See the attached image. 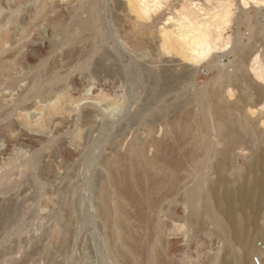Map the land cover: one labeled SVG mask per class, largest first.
Instances as JSON below:
<instances>
[{
    "label": "rangeland",
    "instance_id": "obj_1",
    "mask_svg": "<svg viewBox=\"0 0 264 264\" xmlns=\"http://www.w3.org/2000/svg\"><path fill=\"white\" fill-rule=\"evenodd\" d=\"M131 1L136 6L131 5ZM224 1L231 3L232 13L222 19L213 15L221 13L222 7L218 6L221 0H134V3L133 0H0V67H6L10 74L11 71L14 72V79L7 73L12 82L6 79V75L1 81L3 85L0 83V173L13 168L15 164L18 165L16 171L13 170L12 177L9 176L10 180L8 179L10 183H13L14 179L17 182L13 184V189L8 183L11 188L5 194L10 196L14 191L15 198L22 197L21 200L18 199L20 204L13 207L14 210L9 207L11 211L5 215H8L7 218H0V225H3L0 227V264H14L15 261L18 264L124 263L116 260L117 257L112 252L113 246H110L112 242L108 238L102 217L100 218V183L107 177L109 158L125 153L135 138L144 143L145 151L150 155L147 152L146 154L152 156L157 151V148H154V140H162L163 137L173 141L172 146L168 145L171 140L167 142V148L170 146L173 149L169 147L167 155L174 159L179 157V172H183L185 168L188 171L181 174L185 178L180 177L183 179L180 181L192 180L190 185H201L202 190L199 192L205 196L200 197L199 205L202 207H199L204 211L200 215L203 218L200 220L199 217L198 222L191 219L190 203L185 198H180L181 193L178 194L180 200L171 196L163 202L162 211L157 216L160 227L162 226V242L167 241V244L171 240L175 245L173 255L166 256L163 249L161 250L166 256L164 264H169L172 260L177 262L176 264H254L256 259L264 264V0ZM146 11L148 13H145ZM67 12L69 15H66ZM47 14L51 17L48 18ZM56 14L59 16H55ZM60 15H66V19L65 16L61 18H64L62 22L65 23L63 25L66 29L64 27L65 31L63 29L58 32L51 25V21L54 20L53 16L57 19ZM182 15L205 29L207 44L191 49L190 45L178 39L180 37H177L178 32L175 31H178L179 26L174 24ZM78 17V20L91 19L96 27L86 31L87 35L83 34L86 38L78 43L79 45L70 44L71 32L77 29L75 22ZM73 18L74 20H71ZM166 33H170L168 41L173 40L177 52L173 49V52H167L163 47L162 40ZM144 36H149L150 38L145 39L151 41L145 40ZM135 37L136 42L144 39L142 47L134 46ZM87 44H90L91 48ZM74 45L77 46L75 52L78 51V54L68 51V48H73L70 51H74ZM209 48L210 52L205 57L200 55L197 61H189L178 53L181 50L180 52L185 54L198 55ZM70 56L77 57L67 58ZM11 61L13 63H10ZM100 62L104 64L97 65ZM7 64L14 66L8 68ZM152 66L158 68L153 70ZM13 67L15 68L12 69ZM33 72L37 74V78ZM152 72L153 75L150 74ZM165 72H168L167 75ZM41 75H46V79ZM159 76H162L161 80ZM163 76L167 78L164 79ZM24 87L28 89L23 91V94L21 91ZM16 96L20 98L17 99ZM26 108L28 109L25 110ZM32 108L35 112L28 116L26 112L33 111ZM186 108H190L193 113H189L190 109L187 111ZM55 110H60L58 112L61 115L55 113ZM182 113L185 117L190 115L189 118L184 119ZM197 116L209 125L210 131L207 130L205 135L207 143L211 140L207 145L209 149L200 144H194V148L189 144L195 143L196 137L191 135L190 141V135H182L183 138L187 137L183 139L181 133H177L178 130L174 128L177 118L179 121H189L197 120ZM232 120L237 125L232 123ZM26 121H29L28 125ZM222 121L231 122V126H219ZM243 126L247 128V134L245 129L242 132ZM22 131H26V135H22ZM41 135L45 141L38 140ZM187 139L189 142H184ZM150 142L153 144H148ZM201 147L206 153L203 149L200 150ZM119 150L122 153H118ZM192 153L198 156L204 153L199 159L205 160L203 165H206L203 167L207 169L199 167L200 173L197 170V175L192 173L194 168L198 167L192 162L195 160L193 156H196ZM35 157L39 158L37 166H20L26 161L25 158L33 160ZM193 163L196 166H193ZM20 170L22 173L30 172L29 175L24 172L28 178L22 175ZM178 174L180 176V173ZM192 176L197 179H192ZM19 187H23L22 191ZM17 194L22 196L17 197ZM41 194L45 197L42 198ZM201 194L199 193L200 196ZM3 196L4 194L0 198ZM25 197L29 198L25 200ZM24 201L35 203H27L30 205L27 206ZM65 202L67 204H64ZM24 204L27 209H23ZM64 211L70 213L65 212L64 215ZM208 214H219L224 224L217 226ZM12 218L15 220L14 224ZM66 219L69 221L68 226L71 225V228L68 227L70 233L65 228L67 226L64 227ZM57 228L59 232H56ZM52 229H55L54 232ZM63 231L70 235L67 239L65 232V235L62 234ZM148 231L145 232L147 235L152 232ZM155 232H152L154 236L149 234L152 237L148 236V240L156 239ZM60 235L67 241H61L63 238H60ZM244 240L247 241L246 249ZM29 250L31 254H28ZM244 251L246 254H242ZM158 253L160 255V252ZM158 253H155L153 263L148 261L145 255L143 258L139 256L142 258V263L139 264H158L160 261L159 264H162L164 256L161 255L160 257H163L159 260ZM21 256L20 262L17 259ZM47 257L51 258L47 261ZM14 258L17 259L14 261Z\"/></svg>",
    "mask_w": 264,
    "mask_h": 264
},
{
    "label": "bare ground",
    "instance_id": "obj_2",
    "mask_svg": "<svg viewBox=\"0 0 264 264\" xmlns=\"http://www.w3.org/2000/svg\"><path fill=\"white\" fill-rule=\"evenodd\" d=\"M28 1H30V0H28ZM130 1V0H129ZM219 0H217V2H218ZM55 3V2H54ZM131 3V5H134V4H132V1L130 2ZM133 3H134V0H133ZM216 3V2H215ZM43 5V4H42ZM51 5V4H50ZM130 5V6H131ZM230 5H231V3H229V1H224V0H221V2L220 3H218V6L219 7H222L221 9V13H218V14H216L215 15V13L213 14L214 16H216V17H220V18H222V17H227L228 15H230V13H232V11H231V7H230ZM55 6V5H54ZM134 6H136V5H134ZM40 7H41V5H40ZM43 7V6H42ZM41 7V8H42ZM75 7V6H74ZM214 7V6H213ZM218 7V8H219ZM72 8V7H71ZM94 8V7H93ZM45 9V8H44ZM43 9V10H44ZM55 9V8H54ZM72 9H74V8H72ZM46 10V9H45ZM50 10V9H49ZM211 10H214V9H211ZM57 11V10H56ZM55 11V12H56ZM82 11V10H81ZM147 11H149V8H148V10ZM145 12V13H148V12ZM216 11V10H215ZM44 12H46V11H44ZM69 12V11H68ZM66 13V15L68 14L69 15V13ZM220 12V11H219ZM47 13V12H46ZM50 13V12H49ZM48 13V14H49ZM74 13V12H73ZM40 14H42V13H40ZM47 14V15H48ZM58 14V13H57ZM55 15V16H59V15ZM60 14V13H59ZM72 14V13H71ZM89 14V13H88ZM52 15V14H51ZM63 15V14H62ZM66 15H64L65 16V19H66ZM77 15V14H76ZM55 16H53V18H54V20H50L51 21V25L54 27V28H56L57 30H58V32L60 31V30H63L64 29V25H65V23L64 22H62V20L64 21V18L63 19H61L62 17H64V16H61L60 15V17H58L57 19L55 18ZM78 16V15H77ZM214 16H213V19H214ZM45 17H47L46 15H45ZM44 17V18H45ZM51 16L50 15H48V18H50ZM68 17V16H67ZM75 17V16H74ZM90 17V16H89ZM185 15H184V18H183V15H182V18L180 17L179 19H177V23H175L174 25H177V27H178V31H175V32H178V34L176 33V35H177V37H180V38H178V39H181V40H183L186 44H188V45H190V47H191V49H194V48H196L197 46H199V45H201V44H207V33H206V31H204L205 29L204 28H201L200 26H198V24L196 25V23H193V21H191V19L190 20H188V19H185ZM47 18V19H48ZM82 18V17H81ZM83 18H85V17H83ZM94 18V17H93ZM46 19V18H45ZM52 19V18H51ZM69 19H70V17H69ZM76 19V18H75ZM79 19V17L77 18V20ZM223 19V18H222ZM71 20H74V18L73 19H71ZM217 21H219V20H217ZM17 22V21H16ZM46 22V21H45ZM65 22H66V20H65ZM67 22H69V21H67ZM75 22V21H74ZM47 23H49L48 21H47ZM63 23H64V25H63ZM221 23V22H220ZM73 24V23H72ZM71 24V25H72ZM126 24V23H125ZM70 25V24H69ZM74 25V24H73ZM75 25L77 26V29H75V31H72L71 33H72V36H70L71 37V43L70 44H78V43H81V42H83V40H85L84 38H86V36H84V35H87L85 32L86 31H88V30H92V27H94L93 26V22H92V20L91 19H81V20H78L77 22H75ZM221 25V24H220ZM38 26V25H37ZM41 26V25H40ZM46 26V25H45ZM75 26V27H76ZM127 26H128V24H127ZM47 27V26H46ZM71 27V26H70ZM69 27V28H70ZM96 27V26H95ZM32 28V27H31ZM30 28V29H31ZM36 28V27H35ZM129 29H130V27H128ZM132 28V27H131ZM37 29V28H36ZM36 29H35V31H36ZM48 29V28H47ZM65 29H66V27H65ZM65 29H64V31H65ZM32 30V29H31ZM56 30V31H57ZM71 30H72V28H71ZM148 31L150 30V29H147ZM33 31V30H32ZM67 31H69V30H67ZM126 31H127V29H126ZM148 31H145V32H148ZM41 32V31H40ZM63 32V31H62ZM128 32V31H127ZM141 32H143L142 30H141ZM150 32V31H149ZM43 33V32H42ZM61 33V32H60ZM85 33V34H84ZM138 33V32H137ZM151 34H153L152 32H150ZM30 34H32V33H30ZM84 34V35H83ZM142 34V33H141ZM141 34H138V35H141ZM138 35H137V37H138ZM147 35H149V34H147ZM170 33L168 34V33H166V34H164V36H163V40H162V42L164 43V45H163V47L165 48V50L168 52V51H170L171 52V50L173 49V50H175V52H177L176 50V46L175 45H173V43H172V41L173 40H169L168 41V39L170 38ZM27 36V35H26ZM25 36V37H26ZM143 36V35H142ZM142 36H140V37H142ZM153 36V35H152ZM6 37H8V36H6ZM145 37L147 38V37H149V36H144V39H145ZM88 38V37H87ZM150 38V37H149ZM66 39V38H65ZM99 39V38H98ZM144 39L143 40H138V42H136V37H135V42L136 43H134V44H136V45H134V46H136V47H142L143 45H144ZM148 39V38H147ZM147 39H145V40H147ZM151 39H153L152 37H151ZM21 40H24V39H21ZM91 40V39H90ZM97 40V39H96ZM150 40V39H149ZM70 41H67V42H70ZM148 41V40H147ZM151 41V40H150ZM150 41H148V42H150ZM170 41H171V43H170ZM2 42V41H1ZM19 42V41H18ZM89 42V41H88ZM147 42V43H148ZM20 43V42H19ZM1 44V43H0ZM69 44V43H68ZM3 46H4V43L2 44ZM67 45V44H66ZM79 45V44H78ZM84 45V44H83ZM85 45H86V43H85ZM147 45V44H146ZM2 46V47H3ZM80 46H82V45H80ZM87 46L89 47L90 46V44H87ZM87 46H85V47H87ZM133 46V45H132ZM207 46V45H206ZM71 47H72V45H71ZM74 47H75V45H74ZM4 48V47H3ZM90 48H91V46H90ZM1 49V48H0ZM40 49V48H39ZM71 49H73V48H70V50ZM83 49V48H82ZM87 49V48H86ZM69 50V48H68V51L69 52H74V53H76L77 52V54H78V51H76L75 52V50H77V46L75 47V49H74V51H70ZM89 50V49H88ZM173 50H172V52H173ZM210 48L207 50V51H204V52H201V53H198V55H193V54H185V53H183V52H180V51H178V53L179 54H181L182 55V57L184 58H186V59H189V61L191 60H198V59H200L199 57H200V55H204V57L210 52ZM67 51V52H68ZM80 51V50H79ZM84 51H85V49H84ZM83 50H82V52H84ZM66 52V53H67ZM24 53V52H23ZM70 53V54H71ZM74 53H72V54H74ZM84 53H86V51L84 52ZM68 55H69V53H68ZM85 54H83V56H84ZM180 55V56H181ZM28 56V55H27ZM78 56H80V55H78ZM82 56V55H81ZM82 56V57H83ZM32 57V56H31ZM72 56H70V57H67V58H71ZM77 57V56H76ZM76 57L75 56H73L72 57V59L73 58H75L76 59ZM84 58V57H83ZM31 59V58H30ZM66 59V58H65ZM79 59V58H78ZM31 60H33V59H31ZM1 61V60H0ZM2 61L4 62L5 60H3L2 59ZM14 61V60H13ZM72 61V60H71ZM76 61V60H75ZM7 62V61H6ZM73 62V61H72ZM10 63H13L12 61L10 62ZM9 63V64H10ZM94 63V62H93ZM41 64H43V63H41ZM96 64V63H95ZM99 64H101V62L100 63H98L97 65H99ZM104 64V63H103ZM103 64H101V65H103ZM4 65V64H3ZM13 65V64H12ZM12 65H9L8 66V64H7V66H8V68L10 67V66H12ZM76 65V64H75ZM14 66V65H13ZM16 66V65H15ZM96 66V65H95ZM3 67V66H2ZM2 67H0V68H2ZM39 67H41V66H38V68ZM15 67H13L12 69H14ZM42 68V67H41ZM85 68V67H84ZM96 68H98V67H96ZM104 68V67H103ZM152 68H153V70H156L155 69V67H153L152 66ZM11 69V68H10ZM100 69V68H99ZM167 69V68H166ZM97 70V69H96ZM102 70H104V69H102ZM151 70V69H150ZM8 71H11V70H8ZM48 71V70H47ZM166 71V70H165ZM171 71H173L172 69H171ZM37 72V71H36ZM39 72V71H38ZM82 72V71H81ZM149 72H151V71H149ZM160 72V71H159ZM162 72H163V70H162ZM175 72V71H174ZM178 72V71H177ZM7 72V70H6V67L5 68H2L1 70H0V83L2 84V80H4L3 79V77L4 76H6V75H8V74H10V73H8ZM11 73L12 74H10L11 75V77L13 78V73L14 72H12L11 71ZM40 73V72H39ZM43 73V72H42ZM41 73V74H42ZM50 73V72H49ZM51 73H55V71L54 72H52L51 71ZM161 73V72H160ZM159 73V74H160ZM164 73V72H163ZM163 73H162V75H163ZM168 73V72H167ZM167 73L165 72V74L167 75ZM33 74H35L34 72H33ZM44 74V73H43ZM42 74V75H43ZM151 75H153L154 73L152 72V73H150ZM158 74V75H159ZM169 74H172V73H170L169 72ZM168 74V75H169ZM175 74V73H174ZM177 74V73H176ZM17 75V74H16ZM36 75V78H37V74H35ZM35 75H33V76H35ZM40 75V74H39ZM41 75V76H42ZM56 75H57V73H56ZM161 75V74H160ZM32 76V75H31ZM40 76V77H41ZM169 76H171V75H169ZM14 77L16 78V76H15V74H14ZM43 77V76H42ZM46 75H45V77H43V78H45L46 79ZM61 77V76H60ZM161 77L162 76H159V78H160V80H161ZM164 77V76H163ZM5 78V77H4ZM33 78V77H32ZM36 78H34V79H36ZM43 78L41 79V82H42V80H43ZM167 77H164V79H166ZM173 78V77H172ZM178 78V77H177ZM177 78H176V80H177ZM180 78H181V76H180ZM6 79H8V80H10L9 79V75H8V78H7V76H6ZM5 79V80H6ZM14 79V78H13ZM33 79V80H34ZM51 79H53V78H51ZM62 79V78H61ZM168 79H169V77H168ZM171 79V78H170ZM179 79V78H178ZM12 80V79H11ZM10 80V81H11ZM32 80V81H33ZM159 80V81H160ZM166 81H168V80H166ZM172 81V80H171ZM174 81H175V79L173 78V85L175 84L174 83ZM12 82V81H11ZM34 82V81H33ZM37 83L38 82H40V81H36ZM64 81H62V83H63ZM178 82V81H177ZM54 83H55V81H54ZM160 83H162V82H160ZM159 83V84H160ZM164 83V82H163ZM170 83V82H169ZM172 83V82H171ZM40 84V83H39ZM45 84V83H44ZM178 84V83H177ZM3 85V84H2ZM37 85V84H36ZM153 85V84H152ZM164 85V84H163ZM165 85H167V84H165ZM172 85V86H173ZM30 86V85H29ZM159 86V85H158ZM161 86V85H160ZM168 86V85H167ZM166 86V88H168ZM171 86V85H170ZM177 86V85H176ZM175 85H174V87H176ZM7 87V86H6ZM50 87V86H49ZM56 87V86H55ZM9 88V87H8ZM52 88V87H51ZM162 88H163V86H162ZM166 88H164V89H166ZM7 89V88H6ZM27 89H28V87H27ZM25 87H24V90H22L21 92L23 93V91H25V90H27ZM30 89V88H29ZM39 89V88H38ZM53 89H54V87H53ZM168 89H170V88H168ZM19 90V89H18ZM42 90H44L43 88H42ZM42 90L40 91V92H42ZM162 90V89H161ZM174 90V89H173ZM7 91V90H6ZM17 91V90H16ZM16 91H15V94L17 95V93H16ZM37 91H39V90H37ZM37 91H35V92H37ZM150 91V90H149ZM164 91V90H163ZM1 92V91H0ZM20 92V91H19ZM26 92V91H25ZM33 92V91H32ZM151 92V91H150ZM161 92V91H160ZM24 94V93H23ZM26 95H27V93H25ZM36 94V93H35ZM34 94V95H35ZM39 94V93H38ZM37 94V95H38ZM162 94H163V92H162ZM14 95V94H13ZM30 95V94H29ZM40 95V94H39ZM154 95H156V94H154ZM11 96V95H10ZM17 96H19V94L17 95ZM16 96V98L17 99H19L20 97H17ZM31 96V95H30ZM150 96V95H149ZM22 97V96H21ZM27 97H28V95H27ZM14 97H12V99H13ZM24 98H25V96H24ZM157 98V97H156ZM17 99H13V100H16L17 101ZM147 99V98H146ZM6 101V100H5ZM10 101V100H9ZM28 101V100H27ZM26 101V102H27ZM38 101V100H37ZM12 102V101H11ZM30 102V101H29ZM32 102V101H31ZM39 102V101H38ZM153 102V101H152ZM151 102V103H152ZM155 102V101H154ZM16 103V102H15ZM40 103V102H39ZM150 103V102H149ZM11 104V103H10ZM37 104V103H36ZM43 104V103H42ZM45 104V103H44ZM179 104V103H178ZM30 105V104H29ZM38 105V104H37ZM48 105V104H47ZM54 105H56V104H54ZM7 106V105H6ZM13 106V105H12ZM26 106V105H25ZM48 106H50V105H48ZM150 106V105H149ZM148 106V107H149ZM4 107V106H3ZM24 107V106H23ZM22 107V108H23ZM55 107V106H54ZM54 107H52V108H54ZM176 107V106H175ZM14 108V107H13ZM20 108V107H19ZM36 108V107H35ZM34 108V109H35ZM43 108V107H42ZM56 108H57V105H56ZM28 108H26L25 110H27ZM57 109H59V108H57ZM184 109V108H183ZM187 109V108H186ZM190 109V108H189ZM189 109H187V111L189 110ZM20 110V109H19ZM32 110H33V108H32ZM38 110H40V109H37V111ZM50 110V109H49ZM85 110V109H84ZM172 110V109H171ZM174 110H175V108H174ZM180 110V109H179ZM21 111V110H20ZM24 111V110H23ZM29 111V110H28ZM36 111V112H37ZM58 111H60V110H58ZM57 110H55V113L57 112V113H59ZM186 111V110H185ZM185 111L183 112V113H185ZM186 111V112H187ZM205 111H207V110H205ZM25 112V111H24ZM23 112V113H24ZM35 111L33 110V111H29V112H26V114L29 116L30 114H33ZM40 112H42L41 110H40ZM52 112H54V109L52 110ZM83 112V111H82ZM176 112H178L177 110H176ZM175 112V113H176ZM192 111H191V109H190V111H189V113H191ZM21 113H22V111H21ZM48 113V112H47ZM85 113V112H84ZM182 113V114H183ZM193 113V112H192ZM206 113V112H205ZM4 114V113H3ZM8 114V113H7ZM60 114V113H59ZM81 114V113H80ZM180 114V113H179ZM182 114H181V117H182ZM186 114H188V112L186 113ZM21 115V114H20ZM25 115V113L24 114H22V116H24ZM27 115H26V118H29V117H27ZM37 115V114H36ZM53 115V114H52ZM61 115V114H60ZM38 117H39V115H37ZM44 116V115H43ZM66 116H68V115H66ZM91 116V115H90ZM175 116V115H174ZM183 116L185 117V115L183 114ZM188 116H190V115H187V117ZM58 117H60V116H58ZM62 117H63V115H62ZM65 117V116H64ZM87 117V116H86ZM92 117V116H91ZM180 117V118H181ZM183 117V118H184ZM187 117H185L184 119H186ZM193 118H194V115L192 116ZM191 117V118H192ZM22 118H24V117H22ZM35 118V117H34ZM44 118V117H43ZM70 118H73V117H70ZM69 118V119H70ZM88 118V117H87ZM85 119V120H87L88 121V119ZM150 118V117H149ZM173 118V117H172ZM177 118V117H176ZM175 117H174V119H176ZM189 118V117H188ZM19 119V118H18ZM54 119V118H53ZM63 119V118H62ZM65 119H66V117H65ZM157 119H158V117H157ZM200 118H198V116H197V120L196 119H191V120H189V121H187V120H180L179 121V118H177V120L175 121V125H174V128H176L177 130H178V132L177 133H181V137L183 138V136H188V135H190L189 137H190V141H191V135H192V137L193 136H195L196 137V140H194L195 141V143H193V144H189V145H193V147H194V144L195 145H197V144H200L201 146H203L204 148H208L207 147V145H209L208 143H211V140L207 143V140H206V131L207 130H209V125L206 123V122H202L201 121V119L199 120ZM203 119V118H202ZM205 119V118H204ZM24 120V119H23ZM22 120V121H23ZM29 120H30V118H29ZM59 120V119H58ZM173 122H174V120L173 119H171ZM170 120V121H171ZM199 120V121H198ZM226 120H229V119H226ZM9 121V120H8ZM50 121V120H49ZM62 121H64V119L62 120ZM151 121V120H150ZM201 121V122H200ZM27 122V125H28V123H29V121H26ZM32 122V121H31ZM59 122V121H58ZM65 122V121H64ZM64 122H63V124H64ZM90 122V121H89ZM173 122H170V123H173ZM228 122V121H227ZM224 123L223 121L222 122H219V126H223L224 124V126L227 128V127H229V126H231V125H229L230 123ZM7 123V122H6ZM42 123V122H41ZM45 123H47V122H45ZM232 123H235L233 120H232ZM4 124V123H3ZM32 124V123H31ZM43 124V123H42ZM49 124V123H48ZM47 124V125H48ZM52 124V123H51ZM60 124V123H59ZM58 124V125H59ZM154 124V123H153ZM210 124V123H209ZM22 125V124H21ZM26 125V126H27ZM50 125V124H49ZM48 125V126H49ZM55 125H56V123H55ZM168 125V124H167ZM211 125V124H210ZM229 125V126H228ZM235 125H237L236 123H235ZM3 126V125H2ZM25 126V125H24ZM36 126V125H35ZM170 126V125H169ZM233 127H234V124L232 125ZM45 128H46V126H44ZM56 127H58V126H56ZM168 127V126H167ZM171 127H173V125L171 126ZM171 127H169V128H171ZM244 127V126H243ZM24 128H26V127H24ZM28 128V127H27ZM61 128V127H60ZM212 128H213V126H212ZM212 128H210V129H212ZM41 129H42V127H41ZM244 129H245V133L247 134V128H243V131L242 132H244ZM7 130V129H6ZM17 130V129H16ZM32 130V129H31ZM46 130V129H45ZM49 130V129H48ZM47 130V131H48ZM53 130V129H52ZM174 130V129H173ZM176 130V131H177ZM235 130V129H234ZM42 131V130H41ZM168 131H169V129H168ZM170 131H172L171 129H170ZM210 131V130H209ZM208 131V132H209ZM5 132V131H4ZM17 133H18V130L16 131ZM15 132V133H16ZM19 132H21V131H19ZM23 132V131H22ZM24 132H26V131H24ZM22 133V135H26V133ZM234 132V131H233ZM3 133V132H2ZM43 133V132H42ZM236 133H237V131H236ZM160 133H158V135H159ZM164 134V133H163ZM239 134V133H238ZM28 135H30V134H28ZM32 135V134H31ZM40 135V134H39ZM43 135V134H42ZM42 135L41 136H38V140H40V141H42V140H44L45 141V138H43L42 137ZM45 135V134H44ZM165 135V134H164ZM179 135V134H178ZM183 135V136H182ZM209 135V134H208ZM46 136V135H45ZM139 136V135H138ZM137 136V137H138ZM161 136H162V134H161ZM160 136V137H161ZM248 136V135H247ZM12 136H10V138H11ZM20 137H21V135H20ZM19 137V138H20ZM22 137H24L25 138V136H22ZM30 137V136H29ZM35 137H36V134H35ZM39 137H40V139H39ZM158 137V136H157ZM166 137H168V136H166ZM177 137V136H176ZM176 137H175V139H176ZM188 137V138H189ZM33 138V137H32ZM165 137H163L162 138V140L159 138H157L156 140H154V143H155V145L156 146H154V148L156 147L157 149V151H156V153L154 154V155H152V156H148V155H150V154H148V151H145V146H144V143L139 139V138H135L130 144H129V147L128 148H126L127 149V151L125 152V153H122L120 150H119V152L118 153H122V154H119V155H117V156H115V157H111V158H109L108 160V163H107V177L104 179V180H102L101 181V183H100V188H99V193H98V210H100V212H101V216H100V218L103 220V223H104V227L106 228V231H107V235H108V238H110V240H111V244L112 245H110L111 247L113 246V250H112V252H114V255L117 257L116 258V260L118 259L120 262L121 261H123L125 264H139V262L140 263H142L141 262V260H142V258H143V256L145 255L146 257L145 258H147L148 259V261H150V262H154V255H155V253H158V252H160V255H159V253L157 254V256H159V260H161V258L165 255V253H166V256L167 255H170V254H172L173 253V251H175V245H174V243H172L171 242V240L166 244V242L167 241H165V243H164V241L162 242V239H163V234L161 235V227H160V224H159V222H158V218H157V216L159 215V213L162 211V206H163V202L167 199V198H169V197H171L172 196V198H177L178 197V194L179 193H181V197L180 198H185V200H187L189 203H190V208H191V219L193 220V221H197L198 222V220H199V217H200V215L203 213V211H204V209H203V211H201V205H199V204H201L200 203V197H203L204 195H202L201 194V192H199L200 190H202V188L200 189V187H201V185H197V184H193V185H190V183H191V181L190 182H186V180H185V182H181L183 179H180V177H182V178H185V176L183 177V176H181V174L183 175V172L185 173H188V171H186V168L183 166V168H185V170L183 171V172H179V168H180V164H179V157L178 158H176L175 157V159L174 158H171L172 156H168L167 155V152H169L168 151V149H169V147L167 148V142H169L170 140H171V138H170V140L168 141V140H166L167 138H165ZM181 138V139H182ZM187 137H185V138H183V139H186ZM210 138V137H209ZM246 138H248V137H246ZM251 138V137H250ZM21 139V138H20ZM182 139V140H183ZM195 139V138H194ZM208 139V138H207ZM17 140V139H16ZM24 140V139H23ZM29 140H31V139H29ZM37 140V139H36ZM35 140V141H36ZM176 140H178V138L176 139ZM50 141V140H49ZM179 141V140H178ZM188 141V139L187 140H185L184 142H187ZM193 141V142H194ZM24 142H26V141H24ZM180 142H182V141H180ZM189 142V141H188ZM10 143V142H9ZM15 143V142H14ZM40 143V142H39ZM49 143V142H48ZM171 143H172V145H173V141L171 140L170 141V144L168 143V145H171ZM36 144H37V141H36ZM42 144V143H41ZM148 144H153V142L151 143H148ZM185 144V143H184ZM171 145V146H172ZM186 145V144H185ZM211 145V144H210ZM47 146V148L49 147V145H46ZM127 146V145H126ZM1 147V146H0ZM182 147H184V146H182ZM186 147V146H185ZM190 147H192V146H190ZM197 147V146H196ZM199 147V146H198ZM203 147H201V149L200 148H198V149H200V150H202L203 149ZM211 147V146H210ZM46 148V147H45ZM171 149H172V147H170ZM173 148H174V146H173ZM195 148V147H194ZM148 149V148H147ZM150 149H151V146H150ZM186 149L188 150L189 149V147L187 146L186 147ZM186 149H184L185 151H186ZM209 149V148H208ZM34 150V149H33ZM170 150V149H169ZM173 150V149H172ZM175 150V149H174ZM184 150H182V151H184ZM190 150V149H189ZM197 150V149H196ZM204 150V149H203ZM202 150V151H203ZM41 151V150H40ZM150 151V150H149ZM191 151H193V150H191ZM190 151V152H191ZM195 151V150H194ZM206 150H204L203 152H205ZM2 152V151H1ZM146 152H147V154H146ZM196 152V151H195ZM26 153V152H25ZM24 153V154H25ZM150 153V152H149ZM171 153V152H170ZM173 153H174V151H173ZM206 153V152H205ZM1 154V153H0ZM24 154H23V156H24ZM41 154H42V151H41ZM191 154V153H190ZM192 154H194V153H192ZM204 154V153H203ZM203 154H201V155H199L198 156V154H194V155H196L195 157L193 156V158L195 159V160H193L192 162H195V164L196 165H198V167H197V169L196 168H194L195 169V171H197L198 169H199V167H201V168H204L203 166H205L206 164H204L203 165V162H205V160H200L201 158H202V156H203ZM116 155V154H115ZM22 156V157H23ZM36 156V155H35ZM40 155H38V157H39ZM42 156V155H41ZM189 156V155H188ZM187 156V157H188ZM198 156V157H197ZM190 157V156H189ZM188 157V158H189ZM201 157V158H200ZM40 158V157H39ZM39 158H34L33 160H27V158H25L26 159V161H23V163L20 165V166H24L25 165V167H35V166H37L36 164L37 163H39V162H37V159H39ZM182 158V157H181ZM180 158V160L182 161V159ZM191 158V157H190ZM192 158V159H193ZM200 158V159H199ZM207 158V157H206ZM17 159H19V158H17ZM22 159V158H21ZM29 159V158H28ZM42 159V158H41ZM47 159V158H46ZM177 159H178V161H177ZM188 160V159H187ZM191 160V159H190ZM12 161H14V160H12ZM11 161V163H13ZM17 161L18 160H16V163H17ZM40 161V160H39ZM46 161V160H45ZM184 161V160H183ZM207 161V160H206ZM19 162H20V160H19ZM18 162V163H19ZM185 162V161H184ZM191 162V163H192ZM190 163V162H189ZM207 163V162H206ZM10 164V163H9ZM13 164H15V163H13ZM184 164V163H183ZM182 164V165H183ZM194 163H193V166L195 165ZM208 165H209V163H207ZM195 165V166H196ZM6 166V165H5ZM18 165H14L13 166V168L11 169H9V170H6V171H4V172H2V174L0 173V191H2V192H0V193H3L4 194V196L2 197V198H0V218L1 217H4L6 214H8V212L9 211H11V209L9 208V207H11L12 209H13V207H17L18 206V204H20L19 203V200L18 199H20V198H15L16 196L15 195H13L14 194V191H13V193H12V195L10 194V196H8V195H6L5 193H6V191L8 190L9 191V188H11L10 187V185H12V189H13V184H15L16 182H17V180H15L14 179V181H13V183H12V181H11V183L8 181V179L10 180V177H12V174H14L13 173V170H15V168L17 167ZM42 166V165H41ZM44 166V165H43ZM186 166V165H185ZM8 167V166H7ZM10 167V166H9ZM47 167V166H46ZM46 167H44L45 168V170L47 169ZM182 167V166H181ZM186 167H188V166H186ZM6 168V167H5ZM190 168H191V166H190ZM206 169H207V167H205ZM204 168V169H205ZM23 170H24V168H22ZM28 169H30V168H28ZM2 170V169H1ZM17 170H18V168H17ZM191 170V169H190ZM189 170V171H190ZM16 171V170H15ZM21 172V174L23 175L24 174V172L26 171V169H25V171L22 173V170H20ZM29 171V170H28ZM47 171V170H46ZM45 171V172H46ZM182 171V170H181ZM192 171V170H191ZM190 171V172H191ZM195 171H193L192 173H194V174H199L200 173V171H199V173H198V171L197 172H195ZM18 172V171H17ZM43 172V171H42ZM202 172V171H201ZM26 174H27V172H25ZM29 173L30 172H28V174L27 175H29ZM178 173H180V176H179V174ZM206 173V171L204 172V174ZM208 173V172H207ZM26 174H24V176L26 175ZM39 174V173H38ZM196 174V175H197ZM11 175V176H10ZM22 175L20 176V177H22ZM27 175L25 176V177H27ZM179 176L178 178H176L177 176ZM10 176V177H9ZM23 176V177H24ZM201 176V175H200ZM105 177V176H104ZM103 177V178H104ZM193 177V178H192ZM191 178L192 179H194V178H196L197 179V177H195V176H192ZM17 178V177H16ZM28 178V177H27ZM27 178H25L26 180H27ZM30 178V177H29ZM199 178V177H198ZM203 178V177H202ZM21 179V178H20ZM19 179V180H20ZM31 179V178H30ZM34 179V178H33ZM99 179V178H98ZM179 179V180H178ZM196 179H194V180H196ZM204 179V178H203ZM18 180V181H19ZM21 180H23V179H21ZM181 180V181H180ZM205 180V179H204ZM24 182H27V181H25V180H23ZM28 181H30V180H28ZM22 181H20V183H21ZM206 182V181H205ZM7 183V184H6ZM10 185H9V184ZM33 183V182H32ZM204 183V182H203ZM203 183H201L202 185H204ZM22 184H24L23 182H22ZM28 184V183H27ZM30 184V183H29ZM6 185H7V187H6ZM9 185V186H8ZM18 185H21V184H18ZM261 185V184H260ZM24 186V185H23ZM205 186V185H204ZM14 187H16L17 189H18V187L17 186H15L14 185ZM31 187V186H30ZM206 187V186H205ZM16 188H15V193L17 192V190H16ZM20 188V187H19ZM21 188H23V187H21ZM20 188V189H21ZM25 188V187H24ZM29 188V187H28ZM11 189V190H12ZM41 189V188H40ZM19 190V189H18ZM29 190V189H28ZM45 190V189H44ZM7 191V192H8ZM21 191H22V189H21ZM28 192V191H27ZM30 192V191H29ZM42 192H43V190H42ZM42 192H40V193H42ZM21 193V192H20ZM44 193V192H43ZM199 193L201 194V196L199 195ZM3 194H1V195H3ZM23 195H24V193H22ZM96 194V193H95ZM0 195V196H1ZM19 195H21V194H19ZM18 194H17V197L19 196ZM25 195H27V193L25 194ZM44 195V194H43ZM42 194L40 195V196H43ZM22 196V195H21ZM20 197V196H19ZM45 196H43L42 198H44ZM205 197V196H204ZM26 198V197H25ZM27 198H29V197H27ZM27 198L25 199V200H27ZM21 199H22V197H21ZM20 199V200H21ZM178 199H179V197H178ZM177 199V200H178ZM247 199V198H246ZM248 199H249V197H248ZM180 200V199H179ZM29 201V200H28ZM34 201V200H33ZM41 201H42V199H41ZM23 202V201H22ZM25 203H26V201H24ZM32 202V201H31ZM69 202V201H68ZM187 202V203H188ZM202 202V201H201ZM27 203H30V202H27ZM26 203V204H27ZM35 203V202H34ZM34 203H30V205L31 204H33L34 205ZM48 203V202H47ZM50 204H51V202H50ZM64 204H67L66 202L64 203ZM173 204V203H172ZM22 205V204H21ZM25 205V204H24ZM30 205H28L27 204V206H30ZM36 205V204H35ZM166 205H167V203H166ZM26 205L23 207V209L25 208V209H27L28 207H27ZM38 206H39V204H38ZM45 206V205H44ZM52 206V205H51ZM188 206V205H187ZM199 206H201V207H199ZM19 207H21L20 205H19ZM48 207V206H47ZM44 208H46V206L44 207ZM51 208V207H50ZM53 208H54V206H53ZM56 208V207H55ZM66 208H68V207H66ZM164 208H166L165 206L163 207V209ZM176 208V207H175ZM17 209V208H16ZM19 209V208H18ZM65 209V208H64ZM69 209V208H68ZM14 210V209H13ZM54 210V209H53ZM65 210H67V209H65ZM70 210V209H69ZM72 210V209H71ZM165 210V209H164ZM210 210V209H209ZM20 211H24V210H20ZM48 211V210H47ZM56 211V210H55ZM32 212V211H31ZM41 212V211H40ZM40 212H39V214H40ZM50 212V211H49ZM65 212L66 211H64V215H66L65 214ZM67 212H69V211H67ZM66 212V213H67ZM164 212V211H163ZM12 213V212H11ZM15 213V212H14ZM17 213V212H16ZM28 213V212H27ZM70 213V212H69ZM208 213V212H207ZM13 214V213H12ZM31 214H33V212L31 213ZM44 213H42V215H43ZM48 214V213H47ZM54 214V213H53ZM23 215V214H22ZM45 215V214H44ZM50 215V214H49ZM209 215V218H210V220H212V221H214L215 222V224H217V226H219V227H221V225L222 224H224L223 223V221H222V219H221V217H220V215L218 214V215H216V214H208ZM11 216H13V215H11ZM19 216V215H18ZM27 216V215H26ZM41 216V215H40ZM40 216H38V217H40ZM73 216V215H72ZM7 217H8V215H7ZM6 216L4 217V218H7ZM14 217V216H13ZM20 217V216H19ZM67 216H65V218H66ZM68 217H69V214H68ZM67 217V218H68ZM206 217H207V215H206ZM42 219H43V217H41ZM160 218V217H159ZM203 218V217H202ZM201 217H200V220L202 219ZM9 219V218H8ZM13 219V218H12ZM11 219V220H12ZM15 219H16V216H15ZM20 219H21V217H20ZM19 219V220H20ZM45 219V218H44ZM71 219V218H70ZM72 219H74V218H72ZM1 220H3V219H1ZM18 220V221H19ZM162 220V219H161ZM13 222H12V224H14V219L12 220ZM42 221V220H41ZM64 221H66V224H67V221H68V219H66V220H64ZM73 222H74V220H72ZM72 221H70V223L72 222ZM43 222V221H42ZM69 222V221H68ZM163 222V221H162ZM197 222H195V223H197ZM61 223H63V222H61ZM1 224V223H0ZM65 223H64V227L65 226H67V227H65L66 229H68V227H70V226H68V224L66 225ZM72 224V223H71ZM1 226H3V225H0V227ZM10 226V225H9ZM12 226V225H11ZM40 226V225H39ZM60 226H61V224H60ZM63 226V225H62ZM61 226V228H63ZM216 226V227H217ZM8 227V226H7ZM55 227H56V225H55ZM218 227V228H219ZM64 228V229H65ZM71 228V227H70ZM73 228V227H72ZM46 229V228H45ZM44 229V230H45ZM65 229V230H66ZM53 230H55V229H52V231ZM60 230V229H59ZM148 230H152V232H155V234H157V236L155 235V237H156V239L154 240V242H153V240H148V236H151V235H149L150 233H152V232H150V233H148V235H147V233H145V232H147ZM67 231H69L68 233H70L71 231H70V229H68ZM54 232V231H53ZM56 232H59L58 231V228H57V231ZM64 232L65 231H63V233L62 234H64ZM149 232V231H148ZM239 232V231H238ZM36 233V232H35ZM43 233H45V232H43ZM61 233V232H60ZM37 234V233H36ZM59 234V233H58ZM61 234V235H62ZM65 234H66V232H65ZM64 234V235H65ZM154 233H152V235H153ZM55 235H56V233H55ZM60 235V238L63 236L64 237V235H62L61 236ZM57 236V235H56ZM67 236H70V235H68V234H66V239H67ZM154 236V235H153ZM38 237V236H37ZM46 237V236H45ZM62 237V238H63ZM152 237V236H151ZM31 238V237H30ZM59 238V240H61ZM37 239V238H36ZM44 238H42V240H43ZM47 239V238H46ZM65 239V240H66ZM69 239V238H68ZM34 240H35V237H34ZM38 240V239H37ZM64 240V238L61 240V241H65ZM36 241V240H35ZM34 241V242H35ZM67 241V240H66ZM65 241V242H66ZM245 241V240H244ZM32 242V241H31ZM33 242V243H34ZM52 242V241H51ZM36 243V242H35ZM43 243V242H42ZM110 243V242H109ZM163 243H164V245H163ZM245 243H247V241H245L244 242V244ZM30 244V243H29ZM32 244V243H31ZM37 244H39V243H37ZM59 244V243H58ZM166 244V245H165ZM66 245V244H65ZM29 246V245H28ZM33 246V245H32ZM39 246H40V244H39ZM54 246V245H53ZM52 246V247H53ZM61 246V245H60ZM59 246V247H60ZM35 247V246H34ZM36 247H38L37 245H36ZM35 247V248H36ZM57 247V246H56ZM55 247V249H57ZM245 247H247V245L245 244V246H244V249H246ZM34 248V249H35ZM41 248H42V244H41ZM177 248V247H176ZM48 249H50V248H48ZM112 249V248H111ZM163 249V252H165V253H163L161 250ZM26 250V249H25ZM25 250L23 251V252H25ZM28 250V249H27ZM36 250H37V248H36ZM35 250V251H36ZM234 250V249H233ZM52 251V250H51ZM57 251V250H56ZM240 251V250H239ZM38 252H39V250H38ZM59 252H60V250H59ZM161 252L163 253V254H161ZM30 253V250L28 251V254ZM31 253H32V249H31ZM30 253V254H31ZM35 253V252H34ZM36 253H37V251H36ZM54 253V252H53ZM239 253V252H238ZM26 255H27V252L25 253ZM24 254V255H25ZM54 254H56V253H54ZM174 254V253H173ZM172 254V255H173ZM242 254H246L245 253V251H244V253H242ZM23 255V256H24ZM161 255H163L162 257H160ZM233 255V254H232ZM235 255V254H234ZM53 256V255H52ZM139 256H141V257H139ZM156 256V255H155ZM166 256H164L163 258H162V261L164 260V259H166ZM247 257L249 256L248 254L246 255ZM55 257V256H54ZM173 257V256H172ZM237 256L235 255V258H236ZM17 258H19V257H17ZM16 258V259H17ZM22 258V256L19 258V259H17V260H19L20 261V259ZM25 258V257H24ZM48 258L49 257H47V261H48ZM51 258V257H50ZM49 258V259H50ZM169 258V257H168ZM246 258V257H245ZM15 258H14V261L16 260ZM26 259V258H25ZM30 259V258H29ZM141 259V260H140ZM158 259H156V260H158ZM173 259V258H172ZM238 259V258H237ZM240 259V258H239ZM241 259H243L242 257H241ZM247 259H249V257L247 258ZM3 260V259H2ZM22 260V259H21ZM26 260H28V259H26ZM140 260V261H139ZM158 260V261H159ZM169 260H171V259H169ZM168 260V261H169ZM176 260V259H175ZM236 262H237V260L236 259H234ZM245 260V259H244ZM36 261V260H35ZM143 261H145V259H143ZM147 261V260H146ZM147 261V262H148ZM157 261V262H158ZM173 262H174V260H172ZM171 261V262H172ZM247 261V260H246ZM249 261V260H248ZM17 261H15V263H16ZM21 262V261H20ZM24 262V261H23ZM51 262V261H50ZM50 262H48V263H50ZM161 262V261H160ZM159 262V263H160ZM170 262V261H169ZM169 263V264H172V263ZM235 262V263H236ZM2 263V262H1ZM14 263V264H15ZM37 262H35V264H36ZM52 263V262H51ZM53 263H55L54 261H53ZM124 263H122V264H124ZM158 263V264H159ZM165 263V260H164V262L162 263V264H164ZM175 264L177 263V262H174ZM173 263V264H174ZM11 264H13V263H11ZM16 264H18V263H16ZM20 264V263H19ZM22 264H24V263H22ZM118 264H119V262H118ZM144 264V263H143ZM145 264H146V262H145ZM148 264V263H147ZM179 264V263H178ZM237 264V263H236Z\"/></svg>",
    "mask_w": 264,
    "mask_h": 264
},
{
    "label": "built area",
    "instance_id": "obj_3",
    "mask_svg": "<svg viewBox=\"0 0 264 264\" xmlns=\"http://www.w3.org/2000/svg\"><path fill=\"white\" fill-rule=\"evenodd\" d=\"M254 264H261V262L258 259H256Z\"/></svg>",
    "mask_w": 264,
    "mask_h": 264
}]
</instances>
